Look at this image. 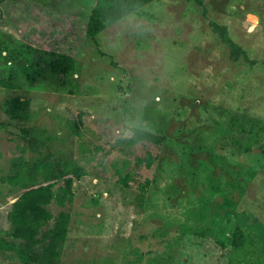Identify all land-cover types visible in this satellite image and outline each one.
I'll return each instance as SVG.
<instances>
[{
  "label": "rangeland",
  "instance_id": "rangeland-1",
  "mask_svg": "<svg viewBox=\"0 0 264 264\" xmlns=\"http://www.w3.org/2000/svg\"><path fill=\"white\" fill-rule=\"evenodd\" d=\"M94 1L0 0V175L22 147L27 186L83 165L47 205L68 214L58 264H264V0H152L90 35ZM16 195L0 182V237Z\"/></svg>",
  "mask_w": 264,
  "mask_h": 264
},
{
  "label": "trees",
  "instance_id": "trees-1",
  "mask_svg": "<svg viewBox=\"0 0 264 264\" xmlns=\"http://www.w3.org/2000/svg\"><path fill=\"white\" fill-rule=\"evenodd\" d=\"M152 0H95L88 16L87 33L92 35L100 32L108 25L134 12ZM222 29V28H220ZM233 58L239 54L245 55L241 48L232 42ZM74 61L71 58L58 56L51 62V69L62 73L73 70ZM27 99L13 97L7 101V114L12 119L20 118L18 112L26 111ZM82 111H79L73 120V133L76 138L81 136ZM26 133V131H24ZM163 137L150 131L134 129L128 139V144L142 141L150 145H160ZM79 151L90 152V149L78 144ZM94 148L93 150H95ZM263 150V149H262ZM150 160H146L148 167ZM125 164V163H124ZM69 175L62 179L56 187L55 182H46L36 186H27V160L25 148H20L18 155L10 158L9 168L0 175V182L6 183L17 191L6 211L8 229L2 231L0 250L13 251L25 264H58L60 250L67 231L68 214L60 211L53 219L47 205L54 203L62 206L72 196L73 179H79L85 174L83 165L72 162ZM129 176L124 175L120 181L125 183ZM141 191L145 185H139ZM51 226L42 228L50 223ZM232 235L238 241H243L241 230L235 227Z\"/></svg>",
  "mask_w": 264,
  "mask_h": 264
},
{
  "label": "water",
  "instance_id": "water-1",
  "mask_svg": "<svg viewBox=\"0 0 264 264\" xmlns=\"http://www.w3.org/2000/svg\"><path fill=\"white\" fill-rule=\"evenodd\" d=\"M257 150H258V149H256V148H252V149H251L252 152H255V151H257Z\"/></svg>",
  "mask_w": 264,
  "mask_h": 264
}]
</instances>
